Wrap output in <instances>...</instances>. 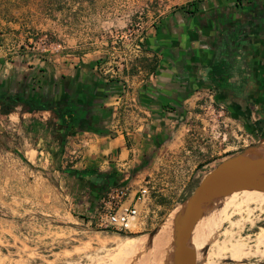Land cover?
Instances as JSON below:
<instances>
[{
	"label": "rangeland",
	"instance_id": "1",
	"mask_svg": "<svg viewBox=\"0 0 264 264\" xmlns=\"http://www.w3.org/2000/svg\"><path fill=\"white\" fill-rule=\"evenodd\" d=\"M195 1L0 0V89L18 93L20 81L30 86L34 80H44L43 75H50L52 65L59 62L89 67L124 95L110 119V135H124L130 144L131 134H149L152 143L139 167L115 171L120 175L118 184L136 187L148 182L150 197L138 207L134 233L97 230L83 220L90 213L81 195L86 184L68 173L80 167L63 156L61 140L56 142L49 132L40 139L39 130L29 128L32 114L22 105L7 115L0 113V264H109L108 258L117 252V239L147 235L140 249L145 252L151 233L178 213L208 172L264 140V112L252 102L245 111L233 112L210 90L191 94L179 114L164 116L154 128L152 116L143 108H125L138 88L155 80L159 59L146 50L153 25L173 9ZM232 114L244 115L247 124ZM132 116H137L136 125L131 124ZM53 118L52 113L47 117V126ZM78 138L85 147L94 140L90 133H78ZM106 166L109 163L96 168L100 173L114 171ZM240 203L230 205L214 225L198 264H264V245L256 255L253 238L264 231V205L238 208ZM237 242L251 254L236 261L226 248Z\"/></svg>",
	"mask_w": 264,
	"mask_h": 264
},
{
	"label": "crops",
	"instance_id": "2",
	"mask_svg": "<svg viewBox=\"0 0 264 264\" xmlns=\"http://www.w3.org/2000/svg\"><path fill=\"white\" fill-rule=\"evenodd\" d=\"M235 2L241 7L235 8ZM234 34L241 37L244 47L229 55L227 39L231 40ZM146 50L159 59L155 80L138 88L125 108H143L152 116L151 128L164 116L179 113L191 94L200 90L213 91L219 102L225 105L230 102L237 109L246 105L244 97L251 96L249 101L264 112V97L260 99V91H264V0H197L175 8L153 25ZM49 73L56 106L57 102L78 105L76 113L83 121H91L110 133V119L121 107L115 106L118 103L114 101L121 96L117 85L110 86V82L100 80L83 65L59 62L52 65ZM18 85L21 89L30 88L32 84L27 86L20 81ZM35 91L39 88L35 87ZM177 93H182L181 97H177ZM226 97H230V101L225 100ZM51 113L55 118L53 124L47 126ZM31 114L29 128L38 129L40 139L48 132L56 142L62 135L65 137L64 152H60L75 162L74 167H80L78 172L98 171L96 167L105 163L110 165L105 169L111 167L114 172L133 171L148 155L152 144L149 134L140 137L131 134L132 141L128 144L124 135L100 136L89 131V127L66 131L51 111L28 113ZM136 121L137 116H132L131 124L136 125ZM78 133L92 134L93 143L85 147L86 142L79 140ZM91 185H84L81 192L89 210L99 200Z\"/></svg>",
	"mask_w": 264,
	"mask_h": 264
},
{
	"label": "water",
	"instance_id": "3",
	"mask_svg": "<svg viewBox=\"0 0 264 264\" xmlns=\"http://www.w3.org/2000/svg\"><path fill=\"white\" fill-rule=\"evenodd\" d=\"M227 43L229 55L244 47L241 37L236 34L231 40L227 39ZM262 147L264 140L222 160L184 200L174 219L170 264H198L197 253L192 249L193 232L219 201L241 191L264 193V156L258 151ZM156 233H151V238Z\"/></svg>",
	"mask_w": 264,
	"mask_h": 264
},
{
	"label": "bare ground",
	"instance_id": "4",
	"mask_svg": "<svg viewBox=\"0 0 264 264\" xmlns=\"http://www.w3.org/2000/svg\"><path fill=\"white\" fill-rule=\"evenodd\" d=\"M258 151L260 154L264 156L263 147L259 148ZM237 200L241 201L239 205L236 204L238 205V208L241 205H248L250 203H254L259 206L260 204L264 205V193L257 191L236 192L224 198L223 200L219 201L215 207L209 210L196 226L192 236V249L196 251L197 259H199L200 252L203 246L205 245V243L208 241L210 231H213L214 225H216L223 216L225 217L226 211L228 210L229 206L232 205ZM175 217L176 215H174V217L169 222H166L161 226V228L157 231L156 235L151 238V244L149 245L148 250H146L145 252L140 251V249L143 242L144 241L146 242L147 235H145L146 237L144 236L143 238L140 239H132V238L117 239L118 241H115L117 242L116 243L117 252L116 254L113 253L114 255L112 256L110 255L111 257L108 258V260H110L109 264H170L171 238L173 234V224ZM253 238L256 247L255 253L256 255L260 256V246L264 245V231H259ZM217 250H220V248L217 247ZM221 250H223V248H221ZM226 250L232 256V257L230 256V258L232 259L236 258L235 259L236 261L239 258L251 254V250L248 249L245 244L238 242L235 244H229V247L228 249L226 248ZM214 255L216 257V252Z\"/></svg>",
	"mask_w": 264,
	"mask_h": 264
},
{
	"label": "trees",
	"instance_id": "5",
	"mask_svg": "<svg viewBox=\"0 0 264 264\" xmlns=\"http://www.w3.org/2000/svg\"><path fill=\"white\" fill-rule=\"evenodd\" d=\"M39 72L45 73V70L39 68ZM43 79L44 80H34L30 88H27L25 86L24 88H21L20 92L18 93L7 94L5 91L0 89V113L3 115H7L11 112L12 107L18 105H22L29 112L51 111L60 120L61 127H63V129H66V131L72 132V130L79 127L81 122L83 121V118L81 119L80 116H78L76 113L78 111V107L80 106L78 105L71 106V104H67L65 102L64 103L57 102L58 104L56 106L54 98L51 95L52 78L48 74L46 76L43 75ZM112 85L116 86L115 83L110 82V86ZM35 87H38L39 91L36 92ZM216 100L220 101V99H216ZM232 115L240 118L242 122L247 124V120L244 117V115L243 116L240 114H232ZM89 131H92L93 133L100 136H106L110 134L105 128L102 127L101 128L97 127L96 129H90ZM64 139L65 137L62 135L60 137L62 147L64 144ZM144 165L145 164H142V166ZM68 173H70L75 177H79L80 175H82L83 177V176H90L95 174L98 175V177L105 179L106 183L103 186L96 187L94 186V184L91 185L92 190L94 191L97 198H100V196L108 187L117 185L120 180V175H118L114 171H111L109 173H100L96 170H90L85 172L68 171Z\"/></svg>",
	"mask_w": 264,
	"mask_h": 264
},
{
	"label": "built area",
	"instance_id": "6",
	"mask_svg": "<svg viewBox=\"0 0 264 264\" xmlns=\"http://www.w3.org/2000/svg\"><path fill=\"white\" fill-rule=\"evenodd\" d=\"M121 98L124 95L118 97L116 102L119 103ZM147 183L137 184L136 187L124 183L108 187L83 220L97 230L118 234L134 233L133 229L139 222L138 207L150 197Z\"/></svg>",
	"mask_w": 264,
	"mask_h": 264
},
{
	"label": "flooded vegetation",
	"instance_id": "7",
	"mask_svg": "<svg viewBox=\"0 0 264 264\" xmlns=\"http://www.w3.org/2000/svg\"><path fill=\"white\" fill-rule=\"evenodd\" d=\"M234 7L235 8H239V7H241V5H239L238 3H234ZM185 92H187L188 90H184ZM183 91V92H184ZM263 92L264 91H260V99L262 98L263 99V97H264V94H263ZM181 95H182V93H177V97H181ZM230 99V97H226L225 98V100H229ZM237 99H239V98H237ZM252 98H251V96H246V97H244V99H243V102L244 103H246V105H244V107H242L241 109H237V108H234L233 106H232V104H230V102H228V104H226V106H227V108L228 109H230L231 111H233V112H243V111H245V109H246V107H247V104L250 102L249 100H251ZM255 99V98H254ZM230 101V100H229ZM176 102V101H175ZM258 108V107H257ZM81 126H83V127H89L90 129H96L97 127H100L101 128V126H98L97 124H95V123H93V122H91V121H82L81 122V124H80V127ZM103 128V127H102ZM76 178V180L78 181V182H82L83 184H94V186H96V187H100V186H103L105 183H106V180L105 179H102L101 177H98V175H95V174H93V175H90V176H83L82 177V175H80L79 177H75Z\"/></svg>",
	"mask_w": 264,
	"mask_h": 264
}]
</instances>
